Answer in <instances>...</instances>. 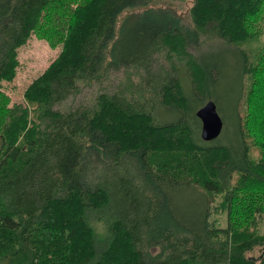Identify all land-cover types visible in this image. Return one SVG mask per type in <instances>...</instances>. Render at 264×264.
<instances>
[{
    "label": "trees",
    "instance_id": "16d2710c",
    "mask_svg": "<svg viewBox=\"0 0 264 264\" xmlns=\"http://www.w3.org/2000/svg\"><path fill=\"white\" fill-rule=\"evenodd\" d=\"M263 27L264 0H0V81L32 34L60 46L30 105L0 109V264H264V46L241 51L238 156L199 137L189 96L216 106L205 52ZM129 68L142 78L111 82Z\"/></svg>",
    "mask_w": 264,
    "mask_h": 264
},
{
    "label": "rangeland",
    "instance_id": "374dc122",
    "mask_svg": "<svg viewBox=\"0 0 264 264\" xmlns=\"http://www.w3.org/2000/svg\"><path fill=\"white\" fill-rule=\"evenodd\" d=\"M178 5L181 7L178 10L184 11V15H186V5ZM56 41V38L50 40L46 37H39L36 34H32L27 42L18 49V64L15 69V76L10 80L0 81V109L3 108L2 104L5 101L4 95L8 99L7 108L15 105H24V107H27L28 104L30 105V103L24 98L25 91L28 89L30 84L42 74L49 63L58 55L60 46H56ZM262 46H264V31L261 36L251 40H246L232 49L230 48L227 50L226 47L220 43L219 45H214L212 48L207 49L205 52L206 59H211L212 63H218L216 66L218 71H221L219 76L214 77L213 84L208 87L206 92L209 94L207 96L215 101L217 112L223 120V128L220 134L215 139L205 142H219L221 145L228 146L232 149L234 154L237 156L241 152V147L239 141H236V120L233 107L231 105V98L232 95L239 92L241 84L245 83V81L241 83V51H246L247 54L252 52L256 53ZM191 51H193V49H191ZM193 53L196 55V51H193ZM160 64L169 69V62L164 57H160V61L158 62L157 60L152 68L156 69L157 65ZM128 71V73L123 71L114 72V76H111L112 78H110L111 82L116 85L119 82H123V84H125V80L130 78L131 82L138 81L142 78L137 75V72L133 70V68H129ZM144 75L146 74L143 73V76ZM243 87L246 89L245 86ZM96 89V86L93 88L85 87L81 94L75 96L74 98L71 97L68 102H74V104H77L84 100L85 97L92 96ZM189 96L191 99V109H193L194 113H196L198 106L201 104L195 103V101L198 100H195V97L192 94H189ZM30 108L32 107L30 106ZM157 109L156 115L160 122L170 121L175 119L178 115V113L175 112L176 110H166L164 108H160V106H158ZM200 132L201 131L199 130V137L201 138ZM250 153L254 158H258L260 156L259 149L253 145H251ZM182 197L185 198L184 200L187 205L188 203L190 204L186 210L193 211V208L196 207V203L201 196L198 192L192 189L184 188L180 191L174 192L173 200L179 201ZM215 217L218 225H225L224 215H216ZM257 252L258 251H256L253 255H256Z\"/></svg>",
    "mask_w": 264,
    "mask_h": 264
},
{
    "label": "water",
    "instance_id": "95a60500",
    "mask_svg": "<svg viewBox=\"0 0 264 264\" xmlns=\"http://www.w3.org/2000/svg\"><path fill=\"white\" fill-rule=\"evenodd\" d=\"M196 115L201 121V138L205 141L215 139L222 130V120L215 104L212 101L207 102L197 110Z\"/></svg>",
    "mask_w": 264,
    "mask_h": 264
}]
</instances>
